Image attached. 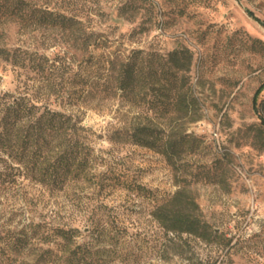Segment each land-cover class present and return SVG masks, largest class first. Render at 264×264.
Wrapping results in <instances>:
<instances>
[{
	"label": "rangeland",
	"instance_id": "1",
	"mask_svg": "<svg viewBox=\"0 0 264 264\" xmlns=\"http://www.w3.org/2000/svg\"><path fill=\"white\" fill-rule=\"evenodd\" d=\"M36 1L75 17V30L0 23V49L54 63L39 72L0 55V94L25 91L75 114L93 162L89 179L54 194L29 180L0 186V264H69L59 226L82 264H264V25L247 10L264 20V0ZM137 50L160 75L139 104L115 94L110 75ZM174 50L190 69L169 67ZM143 122L190 140L174 166L111 138ZM177 190L194 199L199 233L154 216Z\"/></svg>",
	"mask_w": 264,
	"mask_h": 264
},
{
	"label": "trees",
	"instance_id": "2",
	"mask_svg": "<svg viewBox=\"0 0 264 264\" xmlns=\"http://www.w3.org/2000/svg\"><path fill=\"white\" fill-rule=\"evenodd\" d=\"M247 10L264 25L263 19L251 9ZM7 21H16L21 27H56L69 31H74L77 23L75 17L50 9L36 0H0V23ZM141 52L135 51L132 57L121 61L119 67L110 74L114 93L122 100H134L138 104L147 94L144 88L148 82L154 88L160 76L159 67L153 64L156 58L150 59L152 64L145 71ZM182 53L179 50L171 52L169 67L173 66L177 70L191 68L192 57H184ZM0 55L16 66H33L39 72H44L47 66L54 64L50 62V57L37 51L1 48ZM54 59L56 61L57 57ZM38 74L42 78L43 74ZM61 94V97L68 99V94ZM171 96L170 93L168 97ZM155 97L149 102L150 108L157 111L160 103ZM260 116L264 123V115L261 113ZM82 130L84 125L75 114L54 108L50 103H38L28 92L0 94V186L9 187L20 180H29L54 194L82 178L89 179L93 162L92 147L83 139ZM111 138L153 148L161 152L172 166L190 141L186 136L179 140L173 138L153 122L118 129ZM193 204L196 206L190 195L177 190L169 199L157 205L153 214L167 230L199 233L203 225L190 207ZM55 232L64 239L68 263L82 264L81 247L69 234V229L59 226ZM46 236H51V233Z\"/></svg>",
	"mask_w": 264,
	"mask_h": 264
}]
</instances>
